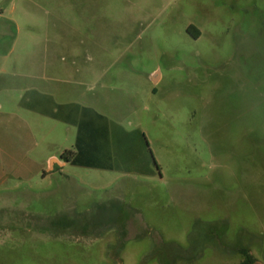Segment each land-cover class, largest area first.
I'll return each mask as SVG.
<instances>
[{"label": "rangeland", "instance_id": "374dc122", "mask_svg": "<svg viewBox=\"0 0 264 264\" xmlns=\"http://www.w3.org/2000/svg\"><path fill=\"white\" fill-rule=\"evenodd\" d=\"M86 119L102 166L60 157ZM242 250L264 264V0H0V264Z\"/></svg>", "mask_w": 264, "mask_h": 264}, {"label": "trees", "instance_id": "16d2710c", "mask_svg": "<svg viewBox=\"0 0 264 264\" xmlns=\"http://www.w3.org/2000/svg\"><path fill=\"white\" fill-rule=\"evenodd\" d=\"M104 133L101 124L97 125L93 121H81L78 125L74 149H65L60 156L61 159L74 165L102 166L101 161L105 155V149L96 142L95 137H103ZM144 171L149 172L150 170L146 168ZM241 253L244 258L240 264H254L255 259L247 250H242Z\"/></svg>", "mask_w": 264, "mask_h": 264}, {"label": "crops", "instance_id": "0c3cea01", "mask_svg": "<svg viewBox=\"0 0 264 264\" xmlns=\"http://www.w3.org/2000/svg\"><path fill=\"white\" fill-rule=\"evenodd\" d=\"M84 121H85V122H88V121L90 122L91 120H90V119H86V120H84ZM51 161H53V162H58V164H60V165L63 164V161H59V160H57L56 158H51ZM51 161H50V162H51ZM52 164H53V163H52Z\"/></svg>", "mask_w": 264, "mask_h": 264}, {"label": "water", "instance_id": "95a60500", "mask_svg": "<svg viewBox=\"0 0 264 264\" xmlns=\"http://www.w3.org/2000/svg\"><path fill=\"white\" fill-rule=\"evenodd\" d=\"M153 80H155V78H154V77H153ZM50 165H51V162H50ZM254 264H261V263H259V262L255 261V262H254Z\"/></svg>", "mask_w": 264, "mask_h": 264}]
</instances>
